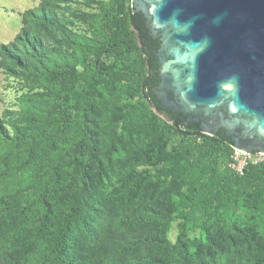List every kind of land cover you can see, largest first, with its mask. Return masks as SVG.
Returning <instances> with one entry per match:
<instances>
[{
    "label": "trees",
    "instance_id": "1",
    "mask_svg": "<svg viewBox=\"0 0 264 264\" xmlns=\"http://www.w3.org/2000/svg\"><path fill=\"white\" fill-rule=\"evenodd\" d=\"M26 16L70 34L44 5ZM99 28L103 39L83 44L76 55L50 50L26 26L19 35L29 49L23 56L14 46L0 45V54L25 68L40 89L22 94L24 124L14 125L11 137L0 118L7 148L20 151L11 167L25 169L33 162L54 183L57 168L67 161L72 175L66 192L53 196L55 206L45 196L34 198L21 205L16 224L0 205V264H264V162L247 164L238 174L229 166V138L220 131L204 134L198 123L186 126L182 113L161 107L153 92L160 41L148 34L130 0L105 10ZM119 84L127 98L137 99L116 108L118 138L152 139L151 154L162 156L176 178L173 199L161 211H150L162 225L180 221L176 240L163 242L160 254L152 251V237L131 242L112 227L110 213L92 215L90 170L100 167L105 148L98 137L99 103ZM35 95L47 96V103ZM32 117L42 125L32 124ZM45 149L50 156L40 162ZM240 213L248 219L244 227L236 224ZM188 227L198 229L200 239L187 238Z\"/></svg>",
    "mask_w": 264,
    "mask_h": 264
},
{
    "label": "rangeland",
    "instance_id": "2",
    "mask_svg": "<svg viewBox=\"0 0 264 264\" xmlns=\"http://www.w3.org/2000/svg\"><path fill=\"white\" fill-rule=\"evenodd\" d=\"M119 1L0 0V45L14 46L21 50L23 56L29 49L19 40V35L26 26L50 50L65 56L76 55L83 44L103 39L99 17ZM40 5H44L66 26L70 31L68 36L27 18L26 12ZM124 86L119 84L112 94L104 96L99 103L98 137L105 148L99 154L100 167L90 170L96 198L92 201V215L110 213L112 227L131 242L139 235L152 237L156 241L152 251L160 254L163 242L176 240L180 221L172 220L162 225L161 220L152 217L150 211H161L163 203L168 201L165 200L173 199L177 189L176 178L169 172V165L162 156L151 154L152 139L143 135L118 138L120 130L115 120L119 113L116 108L137 99L136 96L127 98L122 92ZM38 88L36 78L30 76L25 68L0 54V118L10 137L14 133V125L24 124L21 121L22 94L35 93L40 91ZM35 96L42 104L48 101L47 96ZM31 120L32 124L42 125L33 117ZM172 145L173 142H169L168 149ZM45 153L40 155H45L40 162L50 156L47 149ZM18 155V148H7L4 138L0 136V205L4 203L3 214L10 216L15 224L20 221L21 205L39 196H45L54 205L53 196L65 193L72 179L67 161H62L57 168L60 176L53 183L47 171L42 175L33 162L25 169L11 167ZM32 219L30 215L29 222H33ZM247 222L248 219L240 213L236 224L244 227ZM186 237L200 239L199 230L188 227Z\"/></svg>",
    "mask_w": 264,
    "mask_h": 264
},
{
    "label": "water",
    "instance_id": "3",
    "mask_svg": "<svg viewBox=\"0 0 264 264\" xmlns=\"http://www.w3.org/2000/svg\"><path fill=\"white\" fill-rule=\"evenodd\" d=\"M152 37L163 108L264 153V0H130Z\"/></svg>",
    "mask_w": 264,
    "mask_h": 264
},
{
    "label": "built area",
    "instance_id": "4",
    "mask_svg": "<svg viewBox=\"0 0 264 264\" xmlns=\"http://www.w3.org/2000/svg\"><path fill=\"white\" fill-rule=\"evenodd\" d=\"M229 166L238 174L243 173V169L247 164H257L264 162V153L251 152L247 153L238 149H233L230 154Z\"/></svg>",
    "mask_w": 264,
    "mask_h": 264
},
{
    "label": "flooded vegetation",
    "instance_id": "5",
    "mask_svg": "<svg viewBox=\"0 0 264 264\" xmlns=\"http://www.w3.org/2000/svg\"><path fill=\"white\" fill-rule=\"evenodd\" d=\"M145 24H146V21H145ZM146 27H147V32H148V34L150 35V33H149V28H148V26H147V24H146ZM151 36V35H150ZM152 37V36H151ZM152 38H154V39H156V38H158L159 39V41H160V38H159V36H157V37H152ZM159 48V47H158ZM157 48V49H158ZM156 49V50H157ZM156 50H155V52H156ZM155 54V53H154ZM156 58V57H155ZM158 63V62H157ZM158 67H159V64H158ZM159 70H160V68H159ZM158 78H159V81H160V77H159V72H158ZM159 81H158V84H159ZM158 84H157V86L156 87H153V92H154V90L155 89H157V87H158ZM154 94H155V92H154ZM155 98H156V95H155ZM157 100V99H156ZM158 101V100H157ZM159 102V101H158ZM160 103V102H159ZM161 105V104H160ZM162 107V106H161ZM163 108V107H162ZM165 109H167V108H165ZM170 110V109H169ZM172 111V110H171ZM174 112V111H173ZM175 113H180V112H175ZM183 122L185 121V119H186V116L183 114ZM191 121H189L188 122V125H189V123H190ZM192 123H197V122H192ZM188 125H186V126H188ZM198 126H199V124H198ZM199 128H200V126H199ZM200 130H201V128H200ZM220 131V133L225 137V138H229V137H227L226 135H225V133L223 132V130L222 129H219L218 131H217V133ZM202 132V131H201ZM216 133V134H217ZM215 134V135H216ZM230 139V138H229ZM230 141H231V139H230Z\"/></svg>",
    "mask_w": 264,
    "mask_h": 264
}]
</instances>
